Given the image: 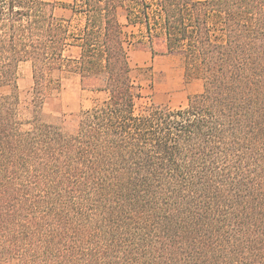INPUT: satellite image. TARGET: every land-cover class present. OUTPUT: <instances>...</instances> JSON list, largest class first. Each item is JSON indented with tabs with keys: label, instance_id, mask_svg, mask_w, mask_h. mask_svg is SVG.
<instances>
[{
	"label": "trees",
	"instance_id": "16d2710c",
	"mask_svg": "<svg viewBox=\"0 0 264 264\" xmlns=\"http://www.w3.org/2000/svg\"><path fill=\"white\" fill-rule=\"evenodd\" d=\"M66 7L79 26L42 0H0V262L264 264V0ZM119 10L136 32L124 33ZM134 42L182 56L202 92L183 107L138 109ZM57 72L107 95L71 131L41 120Z\"/></svg>",
	"mask_w": 264,
	"mask_h": 264
},
{
	"label": "rangeland",
	"instance_id": "374dc122",
	"mask_svg": "<svg viewBox=\"0 0 264 264\" xmlns=\"http://www.w3.org/2000/svg\"><path fill=\"white\" fill-rule=\"evenodd\" d=\"M54 6V14L58 18L72 20L73 27L80 25L79 17H72L66 5L71 0H42ZM201 1V0H195ZM118 18L124 33L128 36L136 29L125 26L123 10L118 11ZM160 50V49H157ZM66 56H75L76 51L66 52ZM128 63L131 69V77L135 84L140 86L142 99L138 101V109L147 104L154 106L179 108L187 104V100L202 92L201 79L186 75L185 62L182 56L176 54H151L142 49L136 42L127 47ZM17 88L19 96V113L22 120H28L32 115V76L31 67L28 63L18 66ZM54 78L59 81V87L52 92L41 109V120L47 124L58 125L66 131L73 129L75 116L81 111L90 109L101 103L107 95L83 91L80 87L79 77L75 74L57 72ZM8 89L0 90V97L7 95ZM0 264H3L0 262ZM5 264V263H4Z\"/></svg>",
	"mask_w": 264,
	"mask_h": 264
}]
</instances>
